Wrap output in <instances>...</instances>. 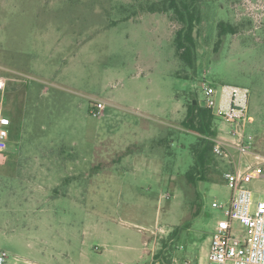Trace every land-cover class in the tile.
<instances>
[{
  "label": "rangeland",
  "instance_id": "1",
  "mask_svg": "<svg viewBox=\"0 0 264 264\" xmlns=\"http://www.w3.org/2000/svg\"><path fill=\"white\" fill-rule=\"evenodd\" d=\"M160 1L0 0L11 120L0 248L11 264H214L225 216L212 202L230 197V163L184 120L203 81L246 87L245 133L264 156V0H201L194 70L175 52L173 12L149 8ZM219 21L236 32L220 38ZM214 127L235 126L217 117ZM247 187L264 193V177Z\"/></svg>",
  "mask_w": 264,
  "mask_h": 264
},
{
  "label": "built area",
  "instance_id": "2",
  "mask_svg": "<svg viewBox=\"0 0 264 264\" xmlns=\"http://www.w3.org/2000/svg\"><path fill=\"white\" fill-rule=\"evenodd\" d=\"M6 77L0 75V152L9 141L11 120L4 115ZM249 91L246 87L222 84L214 86L203 81L196 98L199 107L210 109L215 115L234 124L229 135L211 137L212 152L226 159L230 166L223 179L230 189L226 203L212 202L222 209L225 218L219 219L212 232L209 259L214 264H264V193L254 195L247 187L252 179L264 177V156L255 153L253 137L246 135ZM104 104H94L91 114L98 116ZM252 157L254 161H249ZM239 221L247 231L235 234L233 223ZM0 264H11L9 254L0 248Z\"/></svg>",
  "mask_w": 264,
  "mask_h": 264
},
{
  "label": "trees",
  "instance_id": "3",
  "mask_svg": "<svg viewBox=\"0 0 264 264\" xmlns=\"http://www.w3.org/2000/svg\"><path fill=\"white\" fill-rule=\"evenodd\" d=\"M200 2L201 0H162L157 5L155 3L149 5L152 11H172L177 21L180 22L181 26L176 30L174 37L175 52L182 63L193 70L196 61L195 32L201 21ZM235 32V26L224 21L218 22L220 38L225 34ZM185 78L191 77L185 76ZM217 117L219 116L215 115L210 109L199 107L196 99L191 98L187 106L184 124L193 131L209 136V149L212 150V140L210 138L217 134L214 127V121ZM197 160L199 164L203 165L206 160L205 148L198 151ZM187 177L190 181H194L192 171L187 173Z\"/></svg>",
  "mask_w": 264,
  "mask_h": 264
},
{
  "label": "crops",
  "instance_id": "4",
  "mask_svg": "<svg viewBox=\"0 0 264 264\" xmlns=\"http://www.w3.org/2000/svg\"><path fill=\"white\" fill-rule=\"evenodd\" d=\"M8 207H9V206H7V205L5 204V208H6V209H9ZM38 208H39V207H38Z\"/></svg>",
  "mask_w": 264,
  "mask_h": 264
}]
</instances>
